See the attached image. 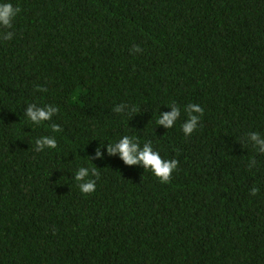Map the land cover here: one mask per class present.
<instances>
[{"label":"trees","instance_id":"obj_1","mask_svg":"<svg viewBox=\"0 0 264 264\" xmlns=\"http://www.w3.org/2000/svg\"><path fill=\"white\" fill-rule=\"evenodd\" d=\"M11 2L21 11L0 28L15 33L0 39V264H264V153L247 140L264 134V0ZM33 103L59 112L33 125ZM173 103L181 117L165 129L156 119ZM190 103L204 114L185 136ZM44 135L57 147L36 151ZM123 135L177 159L170 181L106 149L88 158ZM80 166L97 167L95 192L71 179Z\"/></svg>","mask_w":264,"mask_h":264},{"label":"clouds","instance_id":"obj_2","mask_svg":"<svg viewBox=\"0 0 264 264\" xmlns=\"http://www.w3.org/2000/svg\"><path fill=\"white\" fill-rule=\"evenodd\" d=\"M21 9L14 6L11 0H0V28L13 29L14 22L20 13ZM14 31L0 32V39L11 40L14 36ZM134 53H139L142 49L136 45L131 49ZM38 91L45 89L38 88ZM170 111L159 112L156 119V124L163 126L165 129H171L181 117V107L173 103L169 106ZM128 108L127 105H116L113 111L122 113ZM24 111V117L27 118L33 125H41L45 122L51 121L59 112V108L53 104H28ZM186 114V119L181 124V130L185 136H191L198 128L201 117L204 114V109L199 104H188L183 108ZM61 129L59 125L53 124L52 131L59 132ZM247 140L250 142L259 153H264V134L259 132H249ZM108 142V141H107ZM57 147V140L53 135L40 136L35 141V150L43 151L45 148L55 149ZM105 149L108 156H119L124 164L128 166H141L145 172H151L157 177L161 183L170 181L172 173L177 170L179 161L177 159H168L161 156L159 150L153 147L152 141L141 143L138 137L123 135L115 142H108L106 145L100 144L94 156H89L91 160H102L105 158ZM93 163V162H92ZM252 164L255 161L251 162ZM97 167L80 166L72 173V178L77 182L79 191L82 194H90L96 191L97 181L99 180V173ZM258 188L253 187L250 195H256Z\"/></svg>","mask_w":264,"mask_h":264}]
</instances>
